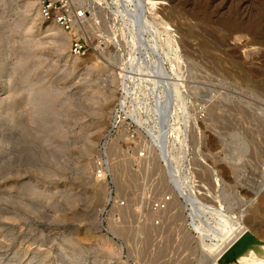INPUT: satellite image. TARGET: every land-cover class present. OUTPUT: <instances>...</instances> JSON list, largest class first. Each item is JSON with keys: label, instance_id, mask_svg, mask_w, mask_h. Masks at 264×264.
I'll return each instance as SVG.
<instances>
[{"label": "rangeland", "instance_id": "1", "mask_svg": "<svg viewBox=\"0 0 264 264\" xmlns=\"http://www.w3.org/2000/svg\"><path fill=\"white\" fill-rule=\"evenodd\" d=\"M75 1L0 0V264H264V0Z\"/></svg>", "mask_w": 264, "mask_h": 264}, {"label": "built area", "instance_id": "2", "mask_svg": "<svg viewBox=\"0 0 264 264\" xmlns=\"http://www.w3.org/2000/svg\"><path fill=\"white\" fill-rule=\"evenodd\" d=\"M39 14L43 21L53 22L64 33L71 35L70 53L72 56L82 57L86 54L91 41L88 28L91 18L84 6L79 5L75 0H39ZM136 133L135 126L130 125L128 129L130 141L136 140ZM139 156L146 158V152L139 153ZM99 165L101 166L100 174L102 176L107 168H104L103 163ZM168 198L167 196L166 199ZM165 209L166 203L163 201L155 204V210ZM131 264L137 263L133 262Z\"/></svg>", "mask_w": 264, "mask_h": 264}, {"label": "bare ground", "instance_id": "3", "mask_svg": "<svg viewBox=\"0 0 264 264\" xmlns=\"http://www.w3.org/2000/svg\"><path fill=\"white\" fill-rule=\"evenodd\" d=\"M132 2H135V4L137 5V7L140 9V8H142V7H145V5L147 4V1L146 0H131ZM50 23H52L49 27H48V31H55V30H57V28L54 26V25H56V24H54L53 22H50ZM54 24V25H53ZM57 26V25H56ZM58 27V26H57ZM66 34H68V33H66ZM68 35H70V34H68ZM71 36V35H70ZM143 42H145L144 43V46H148L147 45V40H143ZM158 66H159V69L160 70H162V71H166V69H165V67H164V65H163V61L162 60H160L159 62H158ZM166 73V72H165ZM166 75H167V73H166ZM165 80V79H164ZM160 82H162V81H160ZM162 84V83H161ZM168 106V105H167ZM170 106V105H169ZM167 107V114H169V112H170V107ZM166 121V120H165ZM162 131L165 133V138H167V134H168V132L166 131V128H163L162 129ZM263 187V186H262ZM262 187H260V188H262ZM263 189V188H262ZM181 194V193H180ZM171 198H169V199H167L166 201L164 200L163 202L164 203H166V209L165 210H154L156 213H158V214H161V213H165L167 210H168V206L170 205V203L171 202H168L169 200H170ZM175 203V202H174ZM233 230V229H232ZM230 231L229 230V232L228 233H225V234H227L228 235V237L229 238H231L237 231H240V234L239 235H237V236H235L234 237V239L232 240V241H230V243H229V245H228V247H232L234 244H236L237 245V251H238V253L239 254H243L244 253V251H248V249H250V248H253V247H255V245H258V244H260V242L259 241H257L250 233H246L247 231H249V229L246 227V226H243L242 228H238V230H234V231ZM244 237V239L242 240V241H240V242H238L239 241V239H240V237ZM263 248V247H262ZM216 260V259H215ZM214 260V261H215ZM229 261H230V258L229 257H225L224 258V260H223V262H224V264L226 263V264H228L229 263Z\"/></svg>", "mask_w": 264, "mask_h": 264}, {"label": "water", "instance_id": "4", "mask_svg": "<svg viewBox=\"0 0 264 264\" xmlns=\"http://www.w3.org/2000/svg\"><path fill=\"white\" fill-rule=\"evenodd\" d=\"M234 255H235V251H233V250L230 251V255L229 256L232 258V260L234 259Z\"/></svg>", "mask_w": 264, "mask_h": 264}]
</instances>
